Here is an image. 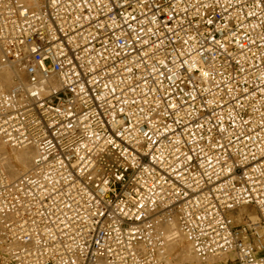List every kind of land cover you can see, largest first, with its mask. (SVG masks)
<instances>
[{
	"label": "built area",
	"instance_id": "2783aa9c",
	"mask_svg": "<svg viewBox=\"0 0 264 264\" xmlns=\"http://www.w3.org/2000/svg\"><path fill=\"white\" fill-rule=\"evenodd\" d=\"M0 143V264H264V0H0Z\"/></svg>",
	"mask_w": 264,
	"mask_h": 264
},
{
	"label": "bare ground",
	"instance_id": "6f19581e",
	"mask_svg": "<svg viewBox=\"0 0 264 264\" xmlns=\"http://www.w3.org/2000/svg\"><path fill=\"white\" fill-rule=\"evenodd\" d=\"M9 148V147H8ZM7 146L5 144L0 143V161L9 173L10 176H17L19 173L27 170L32 162V158L34 156V151L32 149H14L9 148L11 150H8ZM181 248V253L178 255H182L180 258L185 262H193L197 261L199 264H201L195 256L192 254L189 247H187V251L184 247V244H181L180 242L177 243ZM186 252H189L186 254ZM222 261V260H221ZM219 261L210 262L207 264H215Z\"/></svg>",
	"mask_w": 264,
	"mask_h": 264
},
{
	"label": "rangeland",
	"instance_id": "374dc122",
	"mask_svg": "<svg viewBox=\"0 0 264 264\" xmlns=\"http://www.w3.org/2000/svg\"><path fill=\"white\" fill-rule=\"evenodd\" d=\"M7 148H8V147H7ZM8 150H11V149L8 148ZM184 247H185V249H186V251H187L186 244H184ZM181 252H183V251H181V249H180V251H178V254L181 253ZM187 253H189V252H186V254H187ZM181 256H182V255H180V257H181ZM189 264H199V263H198L197 261H193V262H189Z\"/></svg>",
	"mask_w": 264,
	"mask_h": 264
}]
</instances>
